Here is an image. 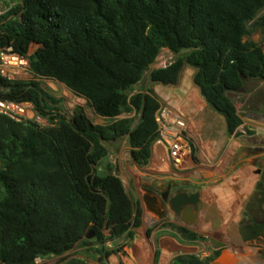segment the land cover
I'll list each match as a JSON object with an SVG mask.
<instances>
[{
	"label": "trees",
	"instance_id": "1",
	"mask_svg": "<svg viewBox=\"0 0 264 264\" xmlns=\"http://www.w3.org/2000/svg\"><path fill=\"white\" fill-rule=\"evenodd\" d=\"M263 9L264 0H18L1 12L0 52L27 58L35 79L64 84L110 124H93L81 107L46 128L0 115V264L62 256L88 245L91 232L99 244L104 231L132 242L142 211L135 213L118 176L99 169L104 143L125 137L134 161L149 162L159 100L152 89L130 93L168 49L178 58L153 70L151 83L177 86L185 67L193 68L202 98L225 119L228 135H237L243 121L229 94L264 80L262 44L246 39ZM0 99L30 102L43 116L57 103L37 81L1 76ZM130 112L140 115L134 129L120 118ZM177 230L191 241L205 239ZM209 261L179 256L174 264Z\"/></svg>",
	"mask_w": 264,
	"mask_h": 264
},
{
	"label": "rangeland",
	"instance_id": "2",
	"mask_svg": "<svg viewBox=\"0 0 264 264\" xmlns=\"http://www.w3.org/2000/svg\"><path fill=\"white\" fill-rule=\"evenodd\" d=\"M17 2L18 0H0V12L10 9L15 4H17ZM263 17L264 9L259 13L257 19L249 24V35L246 39L256 43H261L264 49V20L262 21L261 19ZM36 49L37 47L33 46L30 49L29 55L34 53ZM14 57H16L15 63H18L19 60L23 62L21 64H15L14 80L37 81L39 82L43 91L57 100L56 104H50V108L45 109L47 115L43 116L39 113L38 120H34L35 125L41 128H46L50 126L49 122L51 118H61L65 116L67 119H69L72 116L73 111L78 107L83 108L86 115L93 124L102 126L110 124L109 120L100 116L98 117V115L95 114L93 108L87 105V102L84 98L75 95L64 84L53 79H35L33 74L30 72L29 60L27 58L17 57L16 55H14ZM2 58L9 62L12 61L8 52H6L4 56H0V64H2ZM177 58L178 55L172 53L168 49H163L156 61L145 73L143 80L130 93L129 99L134 94L147 93L149 89H152L155 92L159 101H162L163 98L170 95L172 92L168 90L170 87L152 84L150 81V74L153 70L167 67ZM24 63L27 64V69L26 66H24ZM187 70H191V68L188 69L185 67L181 73V78H189ZM191 87L194 88L193 85ZM187 96H191L195 99L198 110L201 111L203 114V120H205L203 121L205 125L201 127V129L196 126L194 123L195 120H192L194 141H196L197 146L201 148L200 162H206V164L211 162L209 161L210 159L208 160L206 158L205 154L201 155V153H204L203 151H205L209 156V153H211V151L214 149L215 159L212 160V162L213 165L218 166V162L220 161L219 159L221 158V155L229 143L225 135V127L223 126L222 121H220L218 115H214L210 109L205 106L204 99L197 91H194L193 93L188 92L182 97ZM232 97L236 103V106L239 108V114L241 117L245 118L252 115H264V80L261 81L253 79L247 81L244 91ZM120 118H130L132 120L133 129L140 122V115L134 112L124 113ZM208 123L214 124L217 135L220 136L222 139L221 141H223L216 143L214 147L210 145V143L206 144L209 139L207 127ZM246 130L252 133V131L248 129ZM250 133H248V135H251ZM243 139L244 138L242 137V140ZM200 142H203V144L199 145L198 143ZM104 145L108 151V154L106 158L100 163L99 169L101 171H111L113 174L118 176L122 180L125 190L134 204L135 213L137 209H141L142 211L141 227L137 230L135 239L126 245V240H112L110 239L111 235L109 232L104 231L106 240L105 242L99 244L95 239L94 233L91 232V238L86 237V241L89 242L87 243L88 245H85V243L76 245L71 251L62 256L44 259L38 258L35 260L34 264H73V262H76L74 264H124L121 257L124 258V256H126L128 247L139 243L145 244V239L152 237L154 240L153 248L155 249L159 247L158 242L162 236H174V233H176L175 236L179 240V243L185 247L184 251H181L179 254L175 255L173 259H171V254L164 251L161 257L162 262H164L163 264H174L175 259L179 256H195L201 260L200 257L202 252L207 249L210 250V245L212 247H217L210 234H201L200 236L204 237L205 239H201L199 241H191L182 237L178 233L177 228L187 227L180 220V216L170 207L169 200L165 201L163 210L159 212L154 211L152 207H148L145 204V200L147 198V189L153 190L155 194L166 192L169 195L168 198L171 199L177 193L185 191L184 188L188 185V181L175 180L174 182H171L169 180H164L158 175H153V173L150 172V169L145 165L137 164L132 157L133 149L130 146L128 137H125L121 140L105 142ZM232 162V164H234L235 159ZM219 209L223 210L221 208ZM219 212L222 215V211ZM217 214L218 212L215 210H213L211 213L213 216V221H211V223H213L215 226L220 224V221L218 220L219 216ZM208 242L210 244H208ZM216 253L217 252L214 251L210 258L204 259L202 261H209ZM155 254L156 259L158 260V258L161 256L160 251H157ZM211 262L209 261V264Z\"/></svg>",
	"mask_w": 264,
	"mask_h": 264
},
{
	"label": "crops",
	"instance_id": "3",
	"mask_svg": "<svg viewBox=\"0 0 264 264\" xmlns=\"http://www.w3.org/2000/svg\"><path fill=\"white\" fill-rule=\"evenodd\" d=\"M187 73L189 78H181L177 86H169L168 90H175L182 95L194 91L200 94L193 82L195 70L191 68L187 70ZM192 85L194 88L191 87ZM204 103L222 121L229 143L219 159L218 166L213 165L212 162L215 159L214 149L209 156L205 151L201 153V155L205 154L211 162L208 164L202 162L200 166H197L193 175L188 179L185 191H182L189 195L200 194L199 203L194 207L198 212L196 223L190 231L199 235L210 234L217 245V247L210 245V250L229 248L233 257L228 264H264V243H260L264 241V225L255 230L256 220L252 214L253 209L264 203V115H252L245 118L240 116L243 124L238 129V134L229 136L225 119L214 112L205 101ZM236 107L239 113V108ZM193 119L198 128L201 129L205 125L203 114L198 110V106L194 110ZM207 127L209 139L206 144L210 143L214 147L216 143L223 142L217 135L214 124L208 123ZM198 144L202 145L203 142ZM234 159L235 162L232 164ZM213 210L218 212L220 221L218 226L211 223ZM219 211H222V215ZM175 234L174 236H162L158 242L159 247L155 249L152 237L146 238L145 244L139 243L128 247L126 256L121 257L123 263L163 264L161 257L164 251L171 254V259H173L185 248L179 243ZM157 251L161 253L158 260L155 254Z\"/></svg>",
	"mask_w": 264,
	"mask_h": 264
},
{
	"label": "built area",
	"instance_id": "4",
	"mask_svg": "<svg viewBox=\"0 0 264 264\" xmlns=\"http://www.w3.org/2000/svg\"><path fill=\"white\" fill-rule=\"evenodd\" d=\"M6 52L11 59L16 58L10 50ZM6 52H0V56H4ZM1 61L0 76L15 81V64L4 58ZM24 66L27 69V64L24 63ZM237 94H229L233 102L232 96ZM182 96L174 90L162 101H159V107L155 113L157 136L152 145L149 162L145 165L153 175H158L161 179L171 182L175 180L188 181L195 168L202 163L200 162L201 148L194 141L192 127L197 103L191 97L192 95L190 97ZM234 104L236 105L235 102ZM0 115L21 123H34V120L39 118V112L32 103H15L3 99H0ZM219 250L221 249L212 248L209 251H203L200 258L201 260L208 259L214 251L218 252Z\"/></svg>",
	"mask_w": 264,
	"mask_h": 264
},
{
	"label": "water",
	"instance_id": "5",
	"mask_svg": "<svg viewBox=\"0 0 264 264\" xmlns=\"http://www.w3.org/2000/svg\"><path fill=\"white\" fill-rule=\"evenodd\" d=\"M16 56L20 57L19 55ZM146 197V206L152 207L156 212L163 210L164 202L158 194L147 190ZM199 199V193L189 195L186 192H180L169 200L170 207L176 213H181V221L188 229L193 227L196 223L198 212L194 209V207L199 203ZM183 207L184 209L182 210ZM87 238H91V234H89ZM232 257V251L229 248H226L221 252V255L210 264H228Z\"/></svg>",
	"mask_w": 264,
	"mask_h": 264
},
{
	"label": "flooded vegetation",
	"instance_id": "6",
	"mask_svg": "<svg viewBox=\"0 0 264 264\" xmlns=\"http://www.w3.org/2000/svg\"><path fill=\"white\" fill-rule=\"evenodd\" d=\"M147 190H149V191H151V192H153V193H155L153 190H151V189H147ZM161 198H162V200H163V202H164V204H165V199H164V197L162 196V194L161 193H159L158 194ZM168 200H170V198H168ZM252 214L255 216V220H256V222H254V226H255V230L257 229V228H262V226L264 225V203L263 204H261L260 205V207H257V208H255V209H253L252 210ZM179 216H180V218H181V214H178ZM264 243V241H261L260 243Z\"/></svg>",
	"mask_w": 264,
	"mask_h": 264
},
{
	"label": "bare ground",
	"instance_id": "7",
	"mask_svg": "<svg viewBox=\"0 0 264 264\" xmlns=\"http://www.w3.org/2000/svg\"><path fill=\"white\" fill-rule=\"evenodd\" d=\"M11 60H12V62H13L14 64H21V63H23V62H21L20 60H19V61L17 60L18 63H17V62L15 63V60H16L15 58H12ZM13 60H14V61H13Z\"/></svg>",
	"mask_w": 264,
	"mask_h": 264
}]
</instances>
